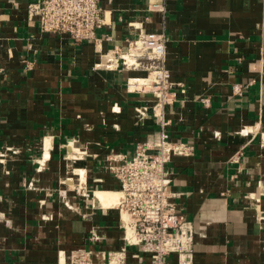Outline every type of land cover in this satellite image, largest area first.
I'll return each instance as SVG.
<instances>
[{"label":"crops","instance_id":"obj_1","mask_svg":"<svg viewBox=\"0 0 264 264\" xmlns=\"http://www.w3.org/2000/svg\"><path fill=\"white\" fill-rule=\"evenodd\" d=\"M31 1L0 0V264H68L80 247L99 264L112 249L150 264L95 194L119 189L108 154L130 156L157 128L150 93L127 87L147 71L106 60L136 23L165 33L175 82L166 129L193 145L166 166L194 228L193 264H264V0H98V39L80 43L41 31L26 17ZM68 142L87 154L69 158ZM79 173L92 197L76 192Z\"/></svg>","mask_w":264,"mask_h":264},{"label":"built area","instance_id":"obj_2","mask_svg":"<svg viewBox=\"0 0 264 264\" xmlns=\"http://www.w3.org/2000/svg\"><path fill=\"white\" fill-rule=\"evenodd\" d=\"M164 8L159 3L148 5V10L161 13ZM26 17L35 20L41 31L65 34L75 43L97 41L96 29L103 21L98 0H34L26 6ZM136 24L138 30L127 39L126 49L107 53L106 60L116 54L124 67L147 71L145 76L130 77L127 87L150 93L148 116L157 128L135 144L130 156L108 154L105 169L118 180L121 192L113 207L118 212L125 244L137 246L148 254L150 264H165L164 258L169 254H175L176 264H193L194 228L172 200L175 192L170 188L171 172L166 167L173 155H192L193 145L172 140L166 129L170 123L167 107L175 100V82L165 66V33L144 30ZM238 89L233 87L235 91ZM200 100L204 105L209 104L207 97ZM67 146L70 148L67 156L73 160L87 154L72 142ZM232 160L237 161L238 156ZM74 188L81 196H93L80 173ZM99 257L104 261L102 264H127L125 249L107 250ZM67 259L68 264H99L94 251L84 247L71 250Z\"/></svg>","mask_w":264,"mask_h":264},{"label":"bare ground","instance_id":"obj_3","mask_svg":"<svg viewBox=\"0 0 264 264\" xmlns=\"http://www.w3.org/2000/svg\"><path fill=\"white\" fill-rule=\"evenodd\" d=\"M95 194L98 202L102 206L107 207L110 205H115L118 202L121 192L120 190L117 191L96 190Z\"/></svg>","mask_w":264,"mask_h":264}]
</instances>
